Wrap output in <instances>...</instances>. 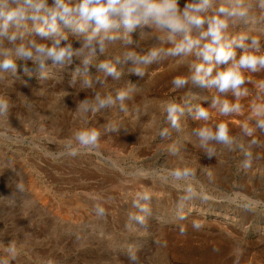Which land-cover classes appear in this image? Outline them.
I'll return each instance as SVG.
<instances>
[{
	"label": "rangeland",
	"instance_id": "1",
	"mask_svg": "<svg viewBox=\"0 0 264 264\" xmlns=\"http://www.w3.org/2000/svg\"><path fill=\"white\" fill-rule=\"evenodd\" d=\"M186 2L180 0V7ZM252 14L254 22L239 23L229 32L258 36L264 46V12L253 8ZM130 35V47L138 51L157 43L148 26H138ZM121 51L119 45L112 49ZM179 59L152 64L144 77L129 74L131 62L125 64L121 81H109V87L129 81L137 86L125 101L129 111L120 112L117 106L89 113L88 126L102 133L100 146L76 157L59 153L83 126L75 109L91 93L72 87L71 81L74 74L85 73L84 66L74 61L63 69L50 67L51 77L41 81V70L28 61L26 72L21 61L15 78L5 74L0 96L9 98L11 108L8 118L0 119V196L5 197L0 199V257L8 255L4 247L11 241L18 252L12 264H128L129 246L138 249L142 264H264V132H243L245 124L255 128L249 120L252 105L264 103L256 95L264 71L246 73L253 83L245 85L249 95L238 101L242 111L221 116L208 106L219 95L214 89L191 84L174 89L173 77L188 73ZM86 71L92 77L101 74L96 64ZM189 90L199 94L192 106L208 108L210 120L194 121L186 108L177 131L163 106L168 101L183 105ZM227 98L233 100L231 94ZM106 121L121 129L104 133ZM220 122L251 152V167L242 166L246 157L240 149L229 152L217 145V155L206 157L193 130ZM161 128L169 130L165 139L158 136ZM253 139L258 143L252 145ZM185 166L195 173L191 183L196 195L189 200L181 199L183 181L176 186L161 179L167 170ZM19 179L23 192L15 189ZM138 193L150 197L141 201L150 214L132 206ZM97 204L106 209L104 218L96 216ZM130 213L144 216L146 229L130 220ZM194 222L202 227L196 229Z\"/></svg>",
	"mask_w": 264,
	"mask_h": 264
},
{
	"label": "clouds",
	"instance_id": "2",
	"mask_svg": "<svg viewBox=\"0 0 264 264\" xmlns=\"http://www.w3.org/2000/svg\"><path fill=\"white\" fill-rule=\"evenodd\" d=\"M253 8L264 12V0H187L183 8L180 0H0V80L7 78L5 74L15 78L21 61L25 63L26 72L28 61L37 66L41 70V81L51 77L50 67L63 69L74 61L84 66L85 73L74 74L71 86L78 85L80 91L90 90L91 95L77 103L75 113L83 126L63 145L61 156L76 157L81 152L99 148L102 133L88 126L89 113L96 115L117 106L120 112L129 111L125 101L133 98L137 86L129 81L115 89L109 87V81H121L128 62H131L127 69L129 74L144 77L152 64L168 57L180 58L178 62L186 64L188 73L173 77L174 89H185L189 84L207 91L214 89L219 95H214L208 106L221 116L238 114L242 111L238 101L249 95L245 85L253 83L246 73L264 71V46L258 36L247 32L232 34L229 28L254 22ZM138 26L152 28L157 43L139 51L137 47H130L134 43L130 33ZM74 41L78 42V47L74 46ZM116 45L122 49L118 54L112 53ZM93 64L101 70L96 77L86 71ZM256 87L257 99H264V81L256 82ZM189 91L183 105L168 101L163 106L166 120L177 131L181 129L180 117L186 108L192 120H210L208 108L201 104L192 106V100L198 99L199 94ZM229 94L233 100L227 98ZM10 108L9 98L0 96V119L8 118ZM249 120L255 121V128L243 125L245 135L252 136L256 129L264 132V103L252 105ZM103 128L104 133H117L121 129L113 121H106ZM193 133L208 159L217 155L219 145L229 152L243 151L246 159L242 166L251 167V152L245 150L238 137L230 134L227 124L201 126ZM169 135L168 128L158 131L162 139ZM250 143L255 145L258 141L253 139ZM170 151L176 154L174 148ZM161 179L176 186L183 181V200L196 195L191 183L195 173L187 166L167 170V175ZM15 189L24 191L21 179ZM148 200L146 193H138L132 206L150 214L147 205L141 203ZM94 212L98 218L106 216V209L99 204L95 205ZM179 218L185 219L183 215ZM129 219L146 229L144 216L130 213ZM193 226L202 227L197 222ZM126 227L133 230L131 224ZM4 251L8 255L0 257V264H12L18 255L16 246L10 241ZM126 256L128 264H142L136 247L129 246Z\"/></svg>",
	"mask_w": 264,
	"mask_h": 264
}]
</instances>
